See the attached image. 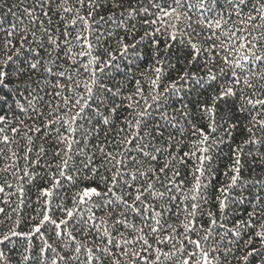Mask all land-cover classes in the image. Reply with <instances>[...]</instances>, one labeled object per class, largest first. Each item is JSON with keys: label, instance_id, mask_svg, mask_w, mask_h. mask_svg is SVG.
Here are the masks:
<instances>
[{"label": "snow or ice", "instance_id": "6c2138e0", "mask_svg": "<svg viewBox=\"0 0 264 264\" xmlns=\"http://www.w3.org/2000/svg\"><path fill=\"white\" fill-rule=\"evenodd\" d=\"M0 264H264V0H0Z\"/></svg>", "mask_w": 264, "mask_h": 264}]
</instances>
